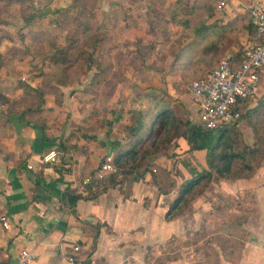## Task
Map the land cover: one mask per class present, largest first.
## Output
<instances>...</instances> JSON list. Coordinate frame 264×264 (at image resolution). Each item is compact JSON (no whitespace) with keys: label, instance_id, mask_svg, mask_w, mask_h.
<instances>
[{"label":"crops","instance_id":"crops-1","mask_svg":"<svg viewBox=\"0 0 264 264\" xmlns=\"http://www.w3.org/2000/svg\"><path fill=\"white\" fill-rule=\"evenodd\" d=\"M245 2L264 5V0ZM243 9L241 6L238 11ZM216 11L208 22L227 21L226 15ZM236 13L230 12L229 16ZM238 36L224 49L220 59L225 54L234 57L253 43L247 29H242ZM179 79L176 72L165 73L159 68L144 85L166 87L171 95L177 96L173 81ZM26 81L33 86L39 84ZM80 86L83 83L60 86L59 101L53 93L44 97L42 107L46 114H43L48 118L46 135L53 141L43 139L33 124L20 122L17 114L0 117V213L5 212L9 222V227L0 222V256L14 260L19 249L27 247L34 255L30 264H74L65 256L73 243H79L78 264H146L144 256L148 246L157 255L172 235L185 238L197 231L210 232L215 226L212 222L215 207L227 203L230 213L249 210L242 223L248 234L236 263L228 261L219 246L212 243L218 250L220 264H264V163L248 177L214 175L184 212L166 218L168 201L177 196L183 179L206 167V149L190 150L183 136H175L152 160L169 171L167 193L154 182L153 171L143 165L134 170L140 174L137 178L131 174L123 178L120 174L121 181L115 186L95 198L85 197L88 191L81 184L82 178L93 175L102 157L114 154L130 137L124 129L129 123V102L121 111L119 107L114 109L113 98L104 105L102 98L98 109L101 113L91 112L93 116H88L92 108L81 107L77 102ZM263 92L260 82L258 91L244 103V108L255 106ZM192 105L196 110V102ZM106 108L109 112H105ZM59 109L65 112H61L60 121L53 122ZM237 124L246 142H252L253 133L245 120ZM60 142L64 143V150ZM52 148L58 151L59 157L55 162L44 161L42 155ZM66 188L84 197L70 205L62 198ZM95 225H100V229L92 247ZM202 251L183 247L181 256L169 264H210L201 257Z\"/></svg>","mask_w":264,"mask_h":264},{"label":"trees","instance_id":"trees-1","mask_svg":"<svg viewBox=\"0 0 264 264\" xmlns=\"http://www.w3.org/2000/svg\"><path fill=\"white\" fill-rule=\"evenodd\" d=\"M12 1L0 0V3L8 4ZM204 10L207 11L197 21L182 16L171 18L168 31L174 25L181 29L180 33L172 40L173 52L169 62L164 64L163 62L147 61L148 54L145 49L148 50L149 46L153 48L154 44L144 43V65L137 70L144 74V83H149L159 68L165 73L176 72L180 77L179 80L173 81L177 92L182 89V77H190V83L195 79L205 77L217 65L220 60L219 56L224 49L238 39V34L242 29H247L249 34L251 33L250 35L253 37L251 45L257 41L255 27L249 14L246 16L247 21L239 13L225 22L217 20L208 22L215 9L211 5L209 7L204 5ZM28 19L29 17L26 18V20ZM60 46L62 47V45ZM62 52L61 55H58L59 57L51 56L56 70L45 73L49 79L48 82L33 86L27 81H21L20 84L25 90L19 97L20 99L5 94L3 90L0 91V99L3 101L1 103L6 104L8 108V112L5 110V113H0V117L8 118L12 114H17L23 124H33L38 127L43 139L54 140L46 135V119L44 117L36 118L37 115L29 117L26 113L28 111L37 113L38 111V114L41 115L46 93H53L56 96V101H59L62 93L60 86L83 82L82 77L72 79L69 69L71 65H66L70 60L67 56L71 55L69 47H63ZM240 52L233 57L235 62L243 57L244 52ZM90 57L89 54L87 59ZM90 59H92L90 64H95L96 71L88 84L95 87L102 86L109 79L111 67L106 66L100 58L92 57ZM72 60L75 61L76 57ZM81 74H86V71L83 69L79 76ZM140 85L137 86L135 96L129 101L127 109L129 123L124 126V129L130 137L126 142L121 143L112 154L116 171L106 178L95 179L87 183L85 187L88 193L85 197L95 198L100 192L115 186L121 181L120 174L123 178L130 174L137 178L140 174L138 175L134 170L143 165L145 169L153 171L154 182L163 193H167L165 185L169 182V171L152 163V160L169 146L175 136H183L187 140L190 150L206 149V167L197 171L190 178L183 179L177 196L168 201L166 218H172L184 212L192 201L205 190L214 175L222 178L248 177L264 163V92L257 104L251 108L246 109L243 103H238L240 115L237 121L228 122L215 128H206L192 121L191 117L185 113V107L181 100L177 96L171 95L166 87H156L151 83ZM32 92L37 94L38 101L31 103L32 107H30L23 100ZM243 119L253 133V140L250 143L246 142L242 130L237 124ZM59 144L62 150L66 148L64 143L60 142ZM81 197L84 196L70 188H66L62 196L64 202L70 205L75 204L76 200ZM228 206L229 204L224 203L215 207L214 218H218L217 220L220 221L217 229L208 233L197 231L186 235L184 239L172 235L162 244L161 251L157 255H153L148 246L144 256L146 264H169L171 260L181 256L183 247L188 246L193 247L194 250L204 249L207 246L215 253L213 261H207L210 264H220L218 250L212 243L219 246L228 261L236 263L241 256L244 240L248 234L247 230L242 227V223L248 217L249 210L230 213L227 211ZM99 229L100 225H95L92 247L95 245ZM74 264H78L77 257Z\"/></svg>","mask_w":264,"mask_h":264},{"label":"rangeland","instance_id":"rangeland-1","mask_svg":"<svg viewBox=\"0 0 264 264\" xmlns=\"http://www.w3.org/2000/svg\"><path fill=\"white\" fill-rule=\"evenodd\" d=\"M244 1L13 0L8 4L0 3V91L4 90L11 97L19 98L25 90L20 84L21 81L48 82L45 73L53 72L55 69L51 56L59 57L58 55L63 53L62 48L69 47L71 55L67 56L70 60L66 65H71L69 67L71 77L83 78V86L79 88L77 102L81 107L95 108L87 115L101 113L98 109L101 105L99 100L102 98H104L103 105L113 98L114 109L119 107L122 111L134 98L137 86L144 85V74L137 71L144 65V43L154 44L153 48L149 46L148 50L145 49L148 54L147 61L165 64L171 60L172 40L181 29L174 25L168 31L172 17H190L197 21L207 11L204 10V5L207 7L211 5L218 12L226 15L227 20L239 13L246 18L249 14V6L255 3H244ZM222 2L224 4H221ZM241 6L244 9L238 11ZM230 12L237 13L229 16ZM123 17H128L130 20ZM245 20L247 21V18ZM247 37L251 39V36ZM117 38L121 40L118 41ZM89 54L90 58H100L106 66L111 67L109 79L102 87L88 84L96 71L95 64H90L92 59H87ZM74 57H76L75 61L72 60ZM122 68L126 70L125 73ZM83 69L86 74L79 76ZM182 78V89L174 93L185 107V113L195 121L197 113L192 105L195 99L189 87L190 77ZM116 82L121 84L117 86ZM260 82L264 87V76H261ZM23 101L27 106L32 107L30 104L38 101L37 94L33 92L28 94ZM1 102L2 99H0V113H5V110L8 112L6 104ZM61 112L65 111L59 109L53 117V122L60 121ZM105 112H109V109L106 108ZM43 113L45 111H42L41 115L38 111L37 113L28 111L26 114L29 117L37 115L36 118L40 116L48 119ZM217 219L213 215L214 230L220 225ZM201 257L213 261L215 253L205 246Z\"/></svg>","mask_w":264,"mask_h":264},{"label":"built area","instance_id":"built-area-1","mask_svg":"<svg viewBox=\"0 0 264 264\" xmlns=\"http://www.w3.org/2000/svg\"><path fill=\"white\" fill-rule=\"evenodd\" d=\"M249 16L255 27L257 41L245 49L242 59L235 62L230 54H225L205 77L195 79L189 85L197 105L194 122L206 128L237 121L240 115L238 103L244 104L258 91L261 76L264 74V5L251 4ZM58 157L59 153L55 148L42 155L44 161L50 162H55ZM115 171L113 156L107 153L100 160L93 175L84 176L81 184L86 185L95 179L106 178ZM0 222L4 227H9L5 212L0 213ZM80 248L79 243L72 244L71 250L65 256L70 263H74ZM33 257L29 248L22 247L14 260L0 256V264H30Z\"/></svg>","mask_w":264,"mask_h":264}]
</instances>
